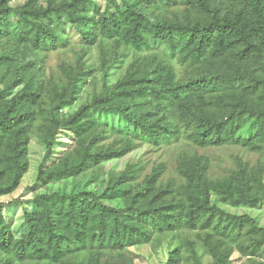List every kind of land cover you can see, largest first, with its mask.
Instances as JSON below:
<instances>
[{"label":"trees","instance_id":"obj_1","mask_svg":"<svg viewBox=\"0 0 264 264\" xmlns=\"http://www.w3.org/2000/svg\"><path fill=\"white\" fill-rule=\"evenodd\" d=\"M12 1L0 0V197L20 185L33 135L44 147L37 171L43 183L121 158L137 138L157 147L182 138L198 148L264 154V0H181L184 6L168 14L156 10L162 0H104L102 11L95 0ZM64 24L82 45L75 61L60 65V80H49L45 55L70 44ZM94 44L101 87L65 113L96 71L86 58ZM127 56L125 73L108 83ZM62 132L72 143L55 156ZM112 134L116 140L104 143ZM209 168L207 157L183 153L179 183L159 182L163 167L138 181L137 164L110 175L99 193L36 194L19 236L0 201V264H132V247L159 246L183 231L195 235L214 264H230L235 251L260 256L264 228L221 209L212 196L258 208L264 163L237 159L235 169L216 178ZM188 243L197 264L195 241ZM165 264H181L178 248Z\"/></svg>","mask_w":264,"mask_h":264},{"label":"rangeland","instance_id":"obj_2","mask_svg":"<svg viewBox=\"0 0 264 264\" xmlns=\"http://www.w3.org/2000/svg\"><path fill=\"white\" fill-rule=\"evenodd\" d=\"M22 1L23 0H13L12 2L20 4ZM95 1L99 5L100 10H104V0ZM176 2L177 4L173 5L171 4V0H162L156 10L168 14L169 11L184 6L181 0H176ZM110 10L113 11L114 9L110 8ZM62 32L68 35L70 44L65 47H60L57 50L49 51L45 55L43 75L49 80H60V65L64 62L75 61V53L79 51L80 45H82L80 39H78V36L72 31L68 24L63 25ZM98 50L99 48L96 44L87 49L86 58L95 64L96 71L91 77H88V82L82 88L79 98L73 106L64 110L65 113L74 111L81 104L87 102L97 89H100L102 78L98 71ZM130 60L131 56H127L117 63L110 72L108 83L115 82L125 73ZM179 71L181 72V68ZM1 87L2 83L0 82V88ZM15 91L16 90H14L13 93ZM10 94H12V92ZM109 125L112 126V124ZM246 128L247 122L241 123L239 134L245 135ZM117 135L118 134H112L104 141V143L108 144L113 140H116V137H118ZM59 140L61 141V144H57L55 156L64 153L72 143L71 137L64 132L61 133ZM136 140L135 147L121 158L103 162L76 177L43 183L37 181V171L44 155V147L38 138L33 135L28 148V168L20 185L11 194L0 197V201L5 204V218L14 235L19 236L25 230L26 225L23 218V212L25 209H33L32 201L36 194L44 192L49 193L52 191H96L99 193L105 188L110 175H117L130 165L134 166L140 164L143 166V171L138 181L143 180L144 177L150 174L155 167H163V173L159 178V182L165 183L173 178L179 183L182 180L179 173V163L183 153H187L189 156L199 155L207 157L210 162L209 176L212 178L223 176L230 170L235 169L237 159L249 162L250 164H255L261 159L264 163V154L260 156L259 154L247 151L240 146L198 148L192 146L187 140L179 138L168 145L157 147L144 140L138 138ZM11 201L16 202V204L10 205L9 202ZM117 201V199L114 200L115 203H117ZM212 202L228 213L238 215L247 214L253 217L259 226L264 228V202L258 208L232 206L219 202L216 195L212 196ZM189 239L195 241V249L199 260L197 261V264H214L213 259L203 244L197 240L193 233H188L186 231L181 233L179 239H172L170 237L166 238L159 246L157 244H154L153 246L145 244L132 247L131 250L135 253L132 264H165L168 259V253L174 248L179 249L181 264H196L191 255V249L188 243ZM230 264H264V252L258 257L248 259L246 257H241L239 253L235 251L231 256Z\"/></svg>","mask_w":264,"mask_h":264}]
</instances>
